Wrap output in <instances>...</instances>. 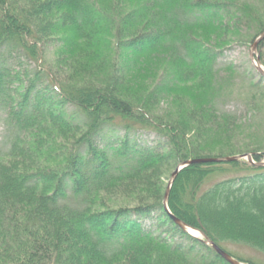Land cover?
<instances>
[{
    "label": "trees",
    "instance_id": "1",
    "mask_svg": "<svg viewBox=\"0 0 264 264\" xmlns=\"http://www.w3.org/2000/svg\"><path fill=\"white\" fill-rule=\"evenodd\" d=\"M258 2L0 0V49L21 50L44 68L47 55L63 61L26 74L0 57V112L8 133V148L0 153V264H229L183 232L162 200L156 207L178 236L175 242L145 234L137 218L123 220L126 210L146 206L137 192L131 207L97 209V202L117 183H135L145 192L153 185V167L235 156L224 139L245 127L255 136L251 168H242V159L186 166L167 204L173 216L238 260L222 241L264 251V166L256 165L264 158V77L251 83L247 69L237 75L230 65L215 68L221 38L241 35L242 22L254 28L251 40L264 30V0ZM260 63L264 68L262 52ZM65 66L77 72L64 79L59 72ZM245 98L252 105L241 122L219 109ZM82 118L85 124L77 125ZM125 120L127 132L134 126L165 132L166 152L134 150L131 140L97 149L94 131ZM78 126L87 128V146L70 154L68 135ZM56 161L71 162L70 171L53 168ZM216 174L232 176L208 186ZM162 188V182L152 187L156 194Z\"/></svg>",
    "mask_w": 264,
    "mask_h": 264
},
{
    "label": "rangeland",
    "instance_id": "2",
    "mask_svg": "<svg viewBox=\"0 0 264 264\" xmlns=\"http://www.w3.org/2000/svg\"><path fill=\"white\" fill-rule=\"evenodd\" d=\"M255 1L258 2L260 0H255ZM253 31H254L253 27L248 28L245 24L243 25V22H242L241 27H240V33L242 32L241 35L239 36L234 35L232 36V38L231 37L228 38L227 35H225L224 38H221L220 42H218L217 44L215 43L218 51L220 50L221 52V54L217 57V60L215 62V68L217 69L219 68V70H222L225 68V66L227 67L230 65L232 66L233 69L236 70L237 75H239L238 72L242 73L245 69H247L250 73L246 74L248 76V78L246 77V80L249 81V77H250L251 83L259 82L260 74L256 70L254 63L250 59L251 44L254 39L253 38L251 40L250 35L253 33ZM261 41H263L262 46L261 45L259 46V43ZM261 41L258 43L256 50L253 52V56H256V54H258L259 59H260V53L262 52L264 54V39ZM51 48L52 50H54L53 47ZM51 48L49 49L51 50ZM124 52L126 54L130 53L129 51H124ZM0 57H1V64H2V61L5 60V62L8 65H10L12 68H14L17 72H23L26 74L29 71L33 70L35 66L38 67L40 70L44 71V69L47 68V66L51 65V62L55 63L56 65L63 62L62 60L57 62L55 58L56 55H53V54L47 55L46 60H44V63H43V65L45 66L44 68L40 61L36 62L35 60L29 59L23 52H21V50L18 51L16 49L14 50L9 49L7 51L6 48L0 49ZM251 66L253 67V69L249 70ZM49 68H51V66H49ZM60 71L61 72H59V74L61 76L60 75L59 76L64 79H67L66 77L67 76L69 77V75L73 76V74L77 72V71H74L68 68V66L61 67ZM222 72L224 74L225 70ZM235 81L239 83L240 78L239 77L238 79L236 78ZM44 86L45 85L40 84V83L37 84L38 88H42ZM50 93L51 91L49 90L47 95H50ZM55 97H58V96H53V98ZM49 101L54 102L56 101V99H49ZM247 105H248V109L252 105V102L249 101V98H245L243 102H237L236 100H233V101L229 100V101H225V103L223 104H220L219 109H221L222 111L227 110L230 112H234L238 116L237 120L241 122L243 121L244 117L247 118L249 116ZM67 107L69 108L68 113H72L71 110H73V108L71 109V105H67ZM159 108L161 110L162 108L166 110L167 106L164 105V103L160 102ZM137 109H140V108H137ZM4 117H5V114L3 112H0V153L5 152L6 149L8 148V133L4 125ZM71 117H73V114ZM79 120H77L76 122L77 125H83V123L85 124L86 122L84 118L79 119ZM126 123H129V121L127 120L118 121V125L115 123H110L112 126L102 125L104 126L103 128H105L104 131L101 130L98 132L99 129L95 130L93 141L96 140L97 149L102 150L104 149L103 148L104 146H107V145L111 146V144H113L115 147H120L119 142L125 143L126 140H131L127 142L130 146L134 145L133 143L136 144L134 145L135 147H133L134 150L141 149V151L143 152L151 150L152 151L151 153H153L154 155H156L157 153L159 154V153L166 152V149L169 147V144H167L168 137L165 134V132H161L160 130L150 128L148 126H145V127L134 126L132 131L127 132V130L123 127ZM260 129L263 132L264 126H262V128ZM86 132H87V128L85 129V127L83 128L82 126H78L69 133L67 141L70 144L68 146V151L70 154L73 153L74 151H81V153L85 151L86 149L85 147L87 146L86 141H85ZM250 132H251V128L248 130V128L245 127V130L231 131V133L225 137L224 140L229 139L234 149H236L235 152L237 154L235 155L250 153L249 150L253 149L251 144H252V140H254L253 137L255 136L252 137L251 136L252 133ZM253 135H255V133ZM81 137H83V141H81L80 148H78L77 141H79ZM247 146H250V147L246 148ZM239 151H242V153H238ZM230 153H233V152H230ZM256 153L257 154L262 153V151L257 150ZM58 162L59 161L53 162L52 167L57 168L60 166H64L66 167V169H69L70 171L71 162L68 163L67 161L66 166L64 164H59L55 166L54 164H57ZM241 162H245V163L247 162L246 164H243L241 166L242 168L249 169L252 167L251 165L248 164V161L244 158H242ZM255 162L256 161L253 160V163ZM260 162H264V158L261 159ZM74 163L76 162L74 161ZM174 169L175 168L171 166H167V164L160 166L159 170L157 169V167H153L151 169V172L153 175V181L151 183L153 184L152 187L157 188L159 185H161V182H162L163 188L160 191L161 193L156 194L155 190L152 189V187H147V190L145 192L139 191V189H142V187L137 186L135 183H131V184L130 183H117L113 185V187H111L110 190H108L109 191L108 193L106 194H104V192L100 193L99 201L97 202V206L99 207H97V209H105L107 207L112 208V207H120V206L131 207L134 205V203H136L135 202L136 197L134 196V194L135 192H137L139 194V201L141 203H145L146 206L138 208L137 210L136 209L126 210L125 214H127L128 217L123 218V220L131 222V221H134L135 218L139 219L138 221L140 222L143 232L145 234L149 233L152 236L157 237L158 239L166 240L167 243H169L170 241L175 242L179 240L177 235L176 237H174L175 234L171 233L169 229V224L163 223V218L158 212L157 210L158 208L156 207V205L161 200H162L161 203H163V197H164V194L167 188V184H168V181ZM218 176L220 178H223V177H228V176L230 177L232 176V174H216L208 180L207 185L208 186L211 185L212 182L215 181V178L220 179ZM147 184L148 183L145 182L146 186ZM170 193H171V188L169 190L168 199H169ZM176 197H178V200L179 199L181 200L182 198L181 193H178ZM188 235L197 240H200L199 238H202L201 236L195 237V236H192L191 234H188ZM181 239H183L182 240L183 244L190 243V241L185 240V237H181ZM222 246L230 253H233L237 257L241 258V260H244V261H241L237 259L243 264H250V261L254 262V264H264V251H261L260 249L256 247H252L250 245H247L241 242H231V241H225V240L222 241Z\"/></svg>",
    "mask_w": 264,
    "mask_h": 264
},
{
    "label": "water",
    "instance_id": "3",
    "mask_svg": "<svg viewBox=\"0 0 264 264\" xmlns=\"http://www.w3.org/2000/svg\"><path fill=\"white\" fill-rule=\"evenodd\" d=\"M264 39V30L261 31L252 41L251 44V52H250V59L252 60V62L254 63L256 70L259 72V74L261 76L264 77V68L260 63V59L258 54H256V56H253V52L256 50V47L258 45V43ZM252 152L250 153H245V154H241V155H235V156H218V157H205V158H190L184 161H181L177 164V166L175 167L174 171L172 172L170 179L168 181L167 184V188L163 197V206L165 208V210L168 212L170 218L175 222V224L184 232L191 234L190 231L193 230L197 233L200 234V236L202 238H199L204 244L210 246L220 257H222L225 261H227L229 264H243L240 261H238L237 259H235L233 256H231L229 253H227L225 250H223L221 247H219L214 241H212L207 235H205L202 231L193 228L191 226H189L188 224H186L185 222L181 221L180 219L176 218L175 216H173L167 206V200H168V194H169V190L171 188V185L175 179V177L177 176L178 172L183 169L186 166H189L191 164L194 163H205V162H228V161H234V160H239V159H246L249 162H253L252 160ZM259 154V153H258ZM257 165L262 166L264 165V162H259L257 163ZM192 236H194L193 234H191ZM197 237V236H195Z\"/></svg>",
    "mask_w": 264,
    "mask_h": 264
},
{
    "label": "bare ground",
    "instance_id": "4",
    "mask_svg": "<svg viewBox=\"0 0 264 264\" xmlns=\"http://www.w3.org/2000/svg\"><path fill=\"white\" fill-rule=\"evenodd\" d=\"M190 233L193 234L194 236H197V237L200 236L199 233H197V232H195V231H193V230H191Z\"/></svg>",
    "mask_w": 264,
    "mask_h": 264
}]
</instances>
